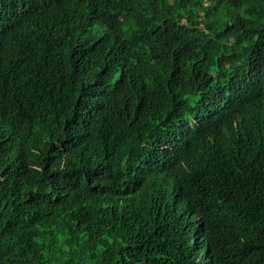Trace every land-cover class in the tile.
Masks as SVG:
<instances>
[{"label": "trees", "instance_id": "1", "mask_svg": "<svg viewBox=\"0 0 264 264\" xmlns=\"http://www.w3.org/2000/svg\"><path fill=\"white\" fill-rule=\"evenodd\" d=\"M0 254L264 264V0H0Z\"/></svg>", "mask_w": 264, "mask_h": 264}, {"label": "clouds", "instance_id": "2", "mask_svg": "<svg viewBox=\"0 0 264 264\" xmlns=\"http://www.w3.org/2000/svg\"><path fill=\"white\" fill-rule=\"evenodd\" d=\"M207 4H208V2H207ZM198 219H199V217H198ZM1 255V254H0ZM1 264H6L5 263V259L3 258V256L1 255Z\"/></svg>", "mask_w": 264, "mask_h": 264}]
</instances>
